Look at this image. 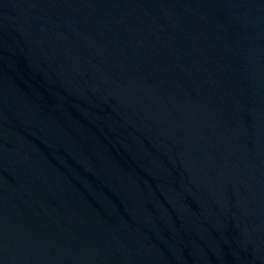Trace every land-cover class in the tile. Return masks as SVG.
I'll list each match as a JSON object with an SVG mask.
<instances>
[{"label": "water", "instance_id": "95a60500", "mask_svg": "<svg viewBox=\"0 0 264 264\" xmlns=\"http://www.w3.org/2000/svg\"><path fill=\"white\" fill-rule=\"evenodd\" d=\"M0 264H264V0H0Z\"/></svg>", "mask_w": 264, "mask_h": 264}]
</instances>
